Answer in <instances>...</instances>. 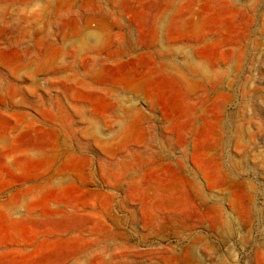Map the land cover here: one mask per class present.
<instances>
[{"label":"rangeland","instance_id":"374dc122","mask_svg":"<svg viewBox=\"0 0 264 264\" xmlns=\"http://www.w3.org/2000/svg\"><path fill=\"white\" fill-rule=\"evenodd\" d=\"M0 264H264V0H0Z\"/></svg>","mask_w":264,"mask_h":264}]
</instances>
